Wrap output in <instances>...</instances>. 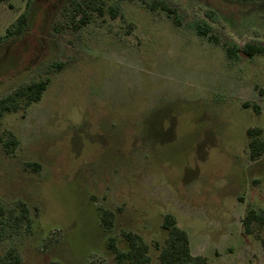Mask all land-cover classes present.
I'll return each mask as SVG.
<instances>
[{"label":"rangeland","instance_id":"374dc122","mask_svg":"<svg viewBox=\"0 0 264 264\" xmlns=\"http://www.w3.org/2000/svg\"><path fill=\"white\" fill-rule=\"evenodd\" d=\"M106 1L119 16L95 14L78 30L72 0L0 4V99L49 79L41 101L0 117V208L30 210L29 226L5 225L1 253L15 249L20 264H114L110 240L124 250L134 233L160 264L171 214L207 264H264V230L244 227L249 209L264 210V157L250 159L247 134L264 138V55L234 62L224 49L264 45V0H163L179 26L142 0ZM22 14L24 32L8 37ZM7 132L19 142L12 154Z\"/></svg>","mask_w":264,"mask_h":264},{"label":"trees","instance_id":"16d2710c","mask_svg":"<svg viewBox=\"0 0 264 264\" xmlns=\"http://www.w3.org/2000/svg\"><path fill=\"white\" fill-rule=\"evenodd\" d=\"M8 0H0V4ZM151 13L157 11L164 12L168 18L173 20L176 25H182L181 16L176 8L171 7L163 0H153L151 4L142 0ZM109 13L113 19L120 14L119 8L115 5L107 4L106 0H72L68 9L70 25L75 29H81L92 22L93 16L97 14L103 17ZM27 18L25 14L18 17L15 24L7 29L8 37L20 36L25 29ZM195 25V24H194ZM197 34L206 38L210 43L219 45V39L212 34L209 26L196 23L194 27ZM229 60L237 62L241 55L248 58H254L257 55H264L263 44L247 43L243 47L226 45L224 46ZM62 65L57 63L56 70H60ZM49 79L34 81L18 86L4 98L0 99V117L5 113L25 111L33 103L41 101L44 92L47 90ZM250 137L249 155L252 161L264 157V138L262 131L250 129L247 132ZM2 147L6 154H12L18 147L19 142L11 132L4 134L1 139ZM34 166L28 164V167ZM18 212L15 210L5 211L0 208V239L6 224H10L14 229H20L23 226L30 225V210L26 203L19 201L17 203ZM101 220L106 229L110 230L113 225V216L111 212L101 210ZM244 227L246 233H252V227L264 230V210L249 209L244 218ZM162 228L166 232V238L163 244H156L159 251L158 260L160 264H207V258L194 255L190 248V239L188 234L182 230L176 218L171 214H166L163 218ZM126 248L118 249L111 239L109 248L114 253V264H152L150 246L137 234H124ZM260 242L264 248V235L260 237ZM20 256L15 249H10L7 254L0 251V264H20Z\"/></svg>","mask_w":264,"mask_h":264}]
</instances>
